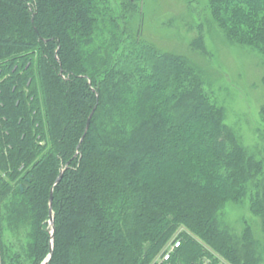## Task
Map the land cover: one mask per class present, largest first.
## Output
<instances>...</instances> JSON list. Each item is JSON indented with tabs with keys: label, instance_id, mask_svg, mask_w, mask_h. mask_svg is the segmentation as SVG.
I'll use <instances>...</instances> for the list:
<instances>
[{
	"label": "trees",
	"instance_id": "obj_1",
	"mask_svg": "<svg viewBox=\"0 0 264 264\" xmlns=\"http://www.w3.org/2000/svg\"><path fill=\"white\" fill-rule=\"evenodd\" d=\"M208 4L229 43L264 56V0ZM123 5L0 0V264H157L176 239L169 264H263L264 158ZM228 204L259 223L235 232ZM5 231L26 233L19 253Z\"/></svg>",
	"mask_w": 264,
	"mask_h": 264
},
{
	"label": "rangeland",
	"instance_id": "obj_2",
	"mask_svg": "<svg viewBox=\"0 0 264 264\" xmlns=\"http://www.w3.org/2000/svg\"><path fill=\"white\" fill-rule=\"evenodd\" d=\"M120 3L128 9L129 27L140 28L144 41L161 52L186 56L199 67L204 92L224 109V123L249 152L257 159L264 158V56L229 43L210 14L208 0H131V7L125 0H112L114 6ZM200 38L203 49L192 48L193 51L191 44ZM223 220L235 232L241 231L244 221L259 223L248 204H228ZM4 234L18 253L27 242L24 231ZM176 240L181 243V239ZM213 256L217 257L214 253ZM160 257L155 261L160 263ZM206 262L209 264L205 258L201 264Z\"/></svg>",
	"mask_w": 264,
	"mask_h": 264
},
{
	"label": "built area",
	"instance_id": "obj_3",
	"mask_svg": "<svg viewBox=\"0 0 264 264\" xmlns=\"http://www.w3.org/2000/svg\"><path fill=\"white\" fill-rule=\"evenodd\" d=\"M180 247H181V243L178 240L172 241L170 245H168V248L166 249L164 254H162V256L160 257L161 259L160 263L157 264H169L173 256L175 255L176 251H178ZM205 264L208 263L206 262Z\"/></svg>",
	"mask_w": 264,
	"mask_h": 264
},
{
	"label": "water",
	"instance_id": "obj_4",
	"mask_svg": "<svg viewBox=\"0 0 264 264\" xmlns=\"http://www.w3.org/2000/svg\"><path fill=\"white\" fill-rule=\"evenodd\" d=\"M92 114H93V112L91 113V115H90V117H89V119H88V122H87V124H86V127L89 126V122H90V119H91ZM61 177H62V173L59 175V177H58V179L56 180L55 184H57V183L60 182ZM51 201H52V193H51L50 198H49L50 206H51ZM50 225H51V227H52V232H51V236H52L53 233H54V227H53V216H52V214H51V208H50ZM50 258H51V255H49L48 260H49ZM48 260H47V261H48Z\"/></svg>",
	"mask_w": 264,
	"mask_h": 264
}]
</instances>
